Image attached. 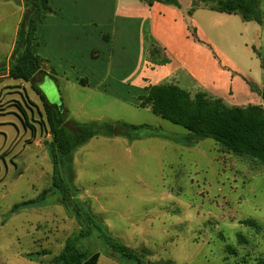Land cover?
<instances>
[{"label": "rangeland", "instance_id": "1", "mask_svg": "<svg viewBox=\"0 0 264 264\" xmlns=\"http://www.w3.org/2000/svg\"><path fill=\"white\" fill-rule=\"evenodd\" d=\"M3 11L1 7L0 18ZM237 18L231 19L235 24L217 23L236 35L231 41L240 47L233 58L239 63L252 59L251 69L264 84V23L258 40L252 24ZM6 26L0 24V65L9 56L15 35ZM97 30L104 32L91 24V33ZM245 40L257 50L245 48ZM112 49L110 44L100 47V60L85 62L82 69L66 66L57 77L43 66L56 80L37 76L33 83L49 104L64 111L68 123L121 122L148 125L171 138L188 134L150 108L139 107L135 93L129 92L126 102L115 96L120 88L107 78ZM77 78H88L91 85L85 87ZM51 140L43 100L32 83L0 78V264H42L26 257L31 253H41L46 264L81 229L53 194L46 206L10 215L15 204L36 199L52 187L54 167L47 146ZM73 175L79 197L92 214L128 246L148 250L152 262L264 261V166L222 152L211 139L188 146L174 138L130 141L98 136L74 154ZM246 220L255 221L259 228L242 224ZM84 247L102 249L94 239L85 240ZM99 264L121 263L102 255Z\"/></svg>", "mask_w": 264, "mask_h": 264}, {"label": "crops", "instance_id": "2", "mask_svg": "<svg viewBox=\"0 0 264 264\" xmlns=\"http://www.w3.org/2000/svg\"><path fill=\"white\" fill-rule=\"evenodd\" d=\"M178 1L181 7L142 0H50L55 13L49 14L38 29L36 53L57 77L66 66L82 69L83 63L100 60L99 48L110 44L113 49L107 78L120 88L115 96L126 102L129 92L135 93L139 107L149 89L163 83L186 87L192 94L205 91L228 106L264 107V84L251 69L253 60L239 63L233 58L236 47H240L231 41L236 35L231 36L230 28L217 23L235 24L231 19L242 18L202 7L188 16L195 0ZM1 7L0 24L15 31L12 49L4 59L8 63L25 9L14 0L0 2ZM244 23L252 24L257 39L263 36L264 21ZM91 24H98L104 32L91 33ZM190 27L196 29L199 41ZM243 43L245 48L257 50L248 41ZM153 47L160 52L152 55ZM5 78L8 76L1 77ZM75 81L85 87L91 85L88 78Z\"/></svg>", "mask_w": 264, "mask_h": 264}, {"label": "trees", "instance_id": "3", "mask_svg": "<svg viewBox=\"0 0 264 264\" xmlns=\"http://www.w3.org/2000/svg\"><path fill=\"white\" fill-rule=\"evenodd\" d=\"M152 4L159 2L181 7L178 0H142ZM15 4L25 9L19 25L13 54L8 63L0 65V78L7 75L9 79L32 83L33 89L43 100L49 133L52 137L48 154L54 167L52 187L43 191L36 199L15 204L10 215L19 214L48 204L51 194L60 197L61 205L74 217L81 229L66 241L63 250L46 264H99L102 255L121 264H174L170 261L149 260L148 250H138L115 237L103 222L92 214L87 202L79 197V189L73 182V158L76 151L98 136H121L130 141L144 137L173 139L188 146L200 141H215L222 152L249 158L264 166V107L249 105L246 107L228 106L221 99L205 91L192 94L175 84L163 83L149 89V94L142 98L140 107L150 108L152 113L174 125L188 131L186 135L173 138L161 133V130L148 125H130L127 123H68L64 111L49 104L41 90L35 86L34 79L56 80L54 74L43 69L44 60L36 53L37 32L44 19L55 13L50 0H14ZM261 0H195L188 16L202 7L205 9L238 15L244 22L262 24L264 15ZM193 37L198 40L196 29L190 27ZM199 41V40H198ZM150 52L159 53L153 47ZM167 60L165 59L164 62ZM42 129L44 125H42ZM32 134L35 130L32 127ZM242 224L259 228L253 220ZM95 240L102 246L99 251L84 247L85 240ZM41 253L27 254L31 261L44 264ZM257 264H264L260 261Z\"/></svg>", "mask_w": 264, "mask_h": 264}]
</instances>
